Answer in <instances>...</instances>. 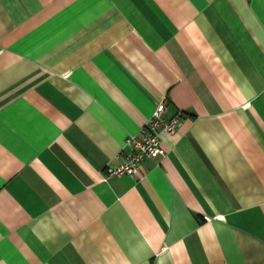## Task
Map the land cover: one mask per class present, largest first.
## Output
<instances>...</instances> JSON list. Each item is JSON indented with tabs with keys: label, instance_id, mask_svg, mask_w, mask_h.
Segmentation results:
<instances>
[{
	"label": "crops",
	"instance_id": "1",
	"mask_svg": "<svg viewBox=\"0 0 264 264\" xmlns=\"http://www.w3.org/2000/svg\"><path fill=\"white\" fill-rule=\"evenodd\" d=\"M0 264H264V0H0Z\"/></svg>",
	"mask_w": 264,
	"mask_h": 264
},
{
	"label": "built area",
	"instance_id": "2",
	"mask_svg": "<svg viewBox=\"0 0 264 264\" xmlns=\"http://www.w3.org/2000/svg\"><path fill=\"white\" fill-rule=\"evenodd\" d=\"M167 98H162L153 114L140 127L139 131L129 134L126 138L121 159L106 166V175H137L146 158L158 157L166 154L162 144L164 135L173 133L183 117V111L178 110L173 116L166 117Z\"/></svg>",
	"mask_w": 264,
	"mask_h": 264
}]
</instances>
